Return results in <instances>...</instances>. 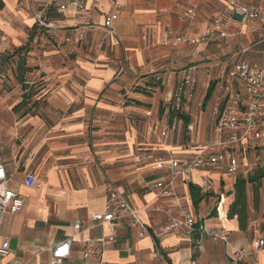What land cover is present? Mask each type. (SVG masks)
Returning <instances> with one entry per match:
<instances>
[{
  "label": "crops",
  "instance_id": "0c3cea01",
  "mask_svg": "<svg viewBox=\"0 0 264 264\" xmlns=\"http://www.w3.org/2000/svg\"><path fill=\"white\" fill-rule=\"evenodd\" d=\"M68 1L1 0L0 87L8 83L4 79L10 66H20V57L26 55L42 84L32 96L40 103L38 109L34 106L23 117L19 115L14 125L0 124V135L22 138L9 154L0 150V164L9 180L8 189L21 195L23 201L19 212L7 210L0 222V244L4 239L9 241V255L0 258V264H51V249L72 236L76 221L82 224V233L72 237L70 256L61 264H230L223 242L207 233L227 230L234 247L248 249L259 234L264 236V199L258 207L251 197L244 230L235 216H228L234 184L240 178L252 179L246 176L250 165L245 157L253 158V151L247 146L237 149L241 159L235 181L220 171H210L212 191L195 208L188 184L180 179L174 183V198L156 197L153 185L165 176L153 166L158 158L193 155L199 151L198 144L205 147L214 137V117L210 124H204L206 113L202 109L207 106L208 82L202 73L197 78L194 100L182 105L180 112L189 117L193 132L187 129L190 124L185 126L179 118L174 121L166 112L179 73L208 63L214 67L212 76L222 78L230 59L239 56L264 66V44H258L260 26L252 21L242 26L233 17L228 19L227 46L217 48L206 43L186 47L177 43L171 47L162 42L166 31L187 38L200 35L219 15L195 29L184 25L195 15L183 20L181 14L190 9L194 12L200 0H118L120 10L113 26L121 44L115 45L111 37L103 39V21L113 12L110 0H85L82 13L67 6ZM227 1L221 0L223 8ZM238 1L251 5L257 0ZM60 6H66L65 10ZM37 17L53 28H41ZM80 35L81 41L75 43ZM120 68L122 74L115 77ZM156 83L164 89L161 104L147 95L157 90L151 86ZM27 92L22 86L18 104ZM1 101L0 106L6 104V99ZM165 125H173L174 130L157 145L153 127ZM261 146L264 140L256 151L264 160ZM217 151L212 148L206 153ZM138 157H144V162H137ZM27 174L33 175L38 188L24 184ZM257 182L261 181L246 184L245 189ZM110 185L121 192L130 207L141 210L140 220L147 229L143 238H137L135 229L128 225L119 228L115 240L108 242L107 227L92 222L93 214L105 210ZM220 195L224 198L219 217L212 205ZM159 207L164 212L157 211ZM183 208L204 228L200 242L194 234L171 227V219L180 220ZM257 213L263 217L256 220ZM88 238L92 247L101 251V257L91 254L84 258ZM256 259L237 264H264V252Z\"/></svg>",
  "mask_w": 264,
  "mask_h": 264
},
{
  "label": "built area",
  "instance_id": "2783aa9c",
  "mask_svg": "<svg viewBox=\"0 0 264 264\" xmlns=\"http://www.w3.org/2000/svg\"><path fill=\"white\" fill-rule=\"evenodd\" d=\"M72 7L77 12L85 11V0H70L66 4ZM110 5L113 12L106 16L103 21L104 35L103 39L111 37L114 39L115 45L121 44V39L118 38L113 21L118 16L120 6L118 0H110ZM66 6H60L61 11L65 10ZM192 9L185 12L184 16H194ZM237 17L241 25L256 22L260 26V37L258 44H264V0H257L256 3L246 5L240 3L238 0H228L223 12L220 16L212 19L210 27H208L202 34L195 35L190 38L174 36L173 45L177 43H184L188 45H199L211 43L217 48L227 46L229 42V34L227 32L228 19ZM37 24L41 28L51 30L53 27L48 25L42 17H37ZM170 36L169 32L163 34V45H168ZM82 36L74 39L75 43L81 41ZM173 38V37H172ZM65 41H69L65 39ZM228 71L225 77H213L214 67L210 64L204 66H191V68L182 70L179 73L176 81V88L171 96V100L166 105L167 113L181 112V106L191 103L194 100V92L197 85V78L204 75V79L208 82V89L213 85V90L210 95L212 100L210 112L216 117L214 123V137L208 141L204 147L198 144L199 151L189 156L158 158L154 160L153 168L161 172L165 178L162 181L153 185L156 191V197L162 199H171L175 197L173 191L174 183L177 180H182L187 184L196 183L201 191V194H209L212 190V181L209 178L210 171H220L232 181L239 177V154L237 149L239 146H247L249 151H253L254 168L264 169V160L260 158L258 151L259 142L264 140V66L252 61L246 62L239 56L237 59L232 57L228 65ZM123 72V69L116 73L118 77ZM207 89V90H208ZM225 92L228 97L224 101L220 94ZM177 117H174V121ZM173 125H165L162 128L153 127L157 133L156 144L161 145L168 137L169 132L173 129ZM189 132H193V126H187ZM215 148L218 151L207 154V150ZM264 150V146H261ZM144 157H138L137 162H144ZM250 171V166L248 167ZM247 171V172H248ZM203 175V176H200ZM264 182V178L259 179ZM197 181V182H194ZM8 177L6 175L4 166L0 164V222L7 210L11 213L19 212L23 201L21 195H18L13 190L8 189ZM29 188H38L39 185L34 179L33 175L27 174L25 176V183ZM107 197L104 203L103 214H93L91 220L96 226H106L108 235L106 239L108 242H113L115 234L119 228L130 226L135 229L137 238H143L147 235V229L144 223L140 220V209L132 208L128 205L125 198L113 186H108ZM223 195L215 198L212 210L220 215L222 209ZM165 210V209H164ZM163 208H157V211L164 212ZM170 217L169 212H166ZM220 217V216H219ZM172 226L176 227L179 232L192 235L196 230V221H194L190 211L187 208L181 210V219L176 221L171 219ZM199 239L202 240L204 228L199 226ZM264 231V230H263ZM82 233V224L76 221L73 226L72 236L65 238L51 249V264H61L62 261L68 258L69 249L73 242L72 237L79 236ZM214 239H220L225 248L228 249L230 264H237L245 259H251L254 262L260 253L264 252V236L259 234V237L248 248H236L229 241L227 230L217 229L207 233ZM84 258H88L91 254H96L101 257V251L92 247V240L85 239ZM9 255V241L4 239L0 244V258H6Z\"/></svg>",
  "mask_w": 264,
  "mask_h": 264
},
{
  "label": "rangeland",
  "instance_id": "374dc122",
  "mask_svg": "<svg viewBox=\"0 0 264 264\" xmlns=\"http://www.w3.org/2000/svg\"><path fill=\"white\" fill-rule=\"evenodd\" d=\"M224 8L222 5L221 0H200L199 4L197 5L196 10L194 11L195 17L192 18V22L189 21L188 24H184L185 27L191 26L195 29H197L198 27H201L202 25L205 24V21L209 18H212V16L214 15H219L223 12ZM186 12V11H185ZM185 12H183L181 14V18L183 20H190V17H185L184 14ZM169 32L172 36H175L176 33L172 32V31H166ZM179 35L181 37H184V35H182L181 33H179ZM172 40V41H171ZM201 45V44H200ZM166 46H173V38L170 36V40H169V44ZM185 46L187 47L188 45L185 44ZM191 47V46H190ZM157 54H159V52H157ZM40 56H43V54H40ZM30 56H22L21 58V62H20V66H10L11 71L9 72V75L4 79V81H8L7 84H5L4 86L0 87V98L2 99V101H4V99H6L5 101V105H1L0 106V124L4 125L6 127H8V125L12 124L14 125L15 120L17 117L20 118L23 117V115H25L26 112H30L31 108H33L34 106H37V109L39 108V102H34L32 99V96L37 94L38 91L41 88V81L38 80V77H36V73L34 71V65H32V62L29 60ZM13 61L16 60V58L12 59ZM22 74L23 80L24 82H33L31 85L25 84L24 86L28 89V92L26 94H28V99L25 103H23L22 106H18V102H19V97L21 95V85L19 83V76ZM15 73V75H14ZM35 80V81H34ZM161 84H154L151 86H154L155 88H157L156 91H149L151 92L153 95L147 94L149 95V97L151 99H153L155 102L159 104L162 103L163 101V97H164V93H163V88L161 87L159 89V86ZM23 86V85H22ZM143 92L145 90H142ZM140 92V91H139ZM220 97L222 98V100L224 101L225 99H227L228 97L226 96L225 92H223L222 94H220ZM1 101V102H2ZM211 102L212 100L210 99V101H207V103L204 104L207 105L204 107V112L206 113V120L204 122V124L207 126L208 123L210 124L212 122V118L211 116L214 117V119L216 118L211 112H210V106H211ZM208 104L210 106H208ZM15 115L14 117L12 116ZM194 116V113H193ZM193 116L191 118V120H193ZM12 117V118H9ZM207 129V134L210 133V128L206 127ZM186 139V138H185ZM186 141V140H185ZM22 142V138L18 137H14V136H2L0 135V150H2L3 153L9 154V152L11 151L12 147H18ZM246 158V164L248 163V165H250V171H248L246 174L247 178H257L260 177L261 175H264V169H260V168H254L252 166V163L254 160L253 158H249V157H245ZM258 179V178H257ZM261 179V178H260ZM259 184L261 185L259 187ZM259 188V189H258ZM248 190H246V195H245V201L247 204V209L249 208L250 204V199L251 197H253V199H255V195L257 196V202L256 204L260 205V203L263 201L264 199V182H257L256 186L252 185V187H248ZM212 202V201H211ZM212 205V203H211ZM213 207V205H212ZM257 206L255 205L254 208H256ZM261 217H263L262 215L258 214L256 215L255 219H260ZM247 222V221H246ZM258 260L256 259L255 262H257Z\"/></svg>",
  "mask_w": 264,
  "mask_h": 264
},
{
  "label": "trees",
  "instance_id": "16d2710c",
  "mask_svg": "<svg viewBox=\"0 0 264 264\" xmlns=\"http://www.w3.org/2000/svg\"><path fill=\"white\" fill-rule=\"evenodd\" d=\"M3 8V4L0 0V10ZM16 52V51H15ZM19 65V64H18ZM23 72L21 73V75L18 77L19 78V83L22 87H25L24 85V80L22 77ZM213 90V85H211L209 87V89L207 90L206 96H205V102H207L210 99V95L212 93ZM28 99V95L27 94H23L22 98H21V102L18 105L19 107L23 105V103L26 102V100ZM164 108L161 107V110H163ZM173 115V117H177L180 120H182V122L186 125L190 124V120L189 117L184 115V114H180L177 113V115H174L173 113H170ZM258 179L260 178H264V175H261L260 177H257ZM256 177L249 179V180H244V179H239L236 181V183L234 184V201L232 203V207L231 210L229 212V218H233L234 216L236 217V219L238 220L239 223V227L240 229L244 230L245 229V223H246V217H247V204L245 201V195H246V189L245 186L246 184H251L254 183L256 180H258ZM188 191L190 193V197H191V203L192 206L197 207V205L204 200L207 195H203L201 194V191L199 190V188L196 185H192V184H188ZM257 196L255 195V199H254V203L256 204L257 202ZM196 230L193 233L195 236H197L199 238V224H196Z\"/></svg>",
  "mask_w": 264,
  "mask_h": 264
},
{
  "label": "bare ground",
  "instance_id": "6f19581e",
  "mask_svg": "<svg viewBox=\"0 0 264 264\" xmlns=\"http://www.w3.org/2000/svg\"><path fill=\"white\" fill-rule=\"evenodd\" d=\"M262 253H260V255H261Z\"/></svg>",
  "mask_w": 264,
  "mask_h": 264
}]
</instances>
